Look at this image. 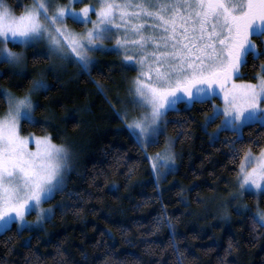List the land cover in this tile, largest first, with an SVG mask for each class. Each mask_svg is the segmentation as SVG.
Segmentation results:
<instances>
[{
	"label": "trees",
	"instance_id": "trees-1",
	"mask_svg": "<svg viewBox=\"0 0 264 264\" xmlns=\"http://www.w3.org/2000/svg\"><path fill=\"white\" fill-rule=\"evenodd\" d=\"M5 1L16 12L34 3ZM253 36L258 50L264 51L263 37ZM9 46L25 51V63L21 70L0 63V90L25 95L34 79L49 85L46 92L33 94L40 105L35 112L40 123L22 120V131L50 132L56 142L71 145L77 161L67 173L64 190L49 200L54 214L43 226L18 230L13 222L10 230L0 233V264H25V258L32 264V253L41 257L39 264H104L106 255L113 264H264V227L253 224L257 206L264 207V193H246L245 210L228 208L223 200L244 150L259 152L264 147V125H246L243 139L236 141L240 151L233 154L231 131H221L210 142L205 129L214 100L220 101L216 96L205 103H179V111H169L159 143L148 146L160 150L168 135L174 137L178 166L159 187L145 149L97 85L113 86L122 78L115 60L75 75L74 69L68 73L51 65L45 48L12 41ZM261 63L264 56L254 60L249 55L238 78L255 81ZM6 108L0 96V113ZM57 247L62 256L56 255Z\"/></svg>",
	"mask_w": 264,
	"mask_h": 264
},
{
	"label": "snow or ice",
	"instance_id": "snow-or-ice-1",
	"mask_svg": "<svg viewBox=\"0 0 264 264\" xmlns=\"http://www.w3.org/2000/svg\"><path fill=\"white\" fill-rule=\"evenodd\" d=\"M97 2L98 7L84 4L77 12L68 5H54L52 0H34L17 16L0 0V63L13 68L25 63L23 52L7 47L9 39L32 46L46 38L50 58L74 57L87 71L89 54L103 50L104 40L115 39L125 60L134 61L140 69L128 89L127 104L132 110L142 111L129 117L126 107L117 115L127 121L126 127L141 147L159 143L169 122L167 115L169 111H179V103L211 101L217 95V87L223 94V107L213 104L211 115L205 118V127L220 119L216 132L207 133L210 142L219 138L220 131H231L235 140L229 141V145L236 154L240 151L236 141L243 139V128L256 122L264 125V63L259 65L255 82L237 83L232 79L249 55L254 60L264 56V51L258 50L250 39L252 35L264 36V0ZM90 11L95 13V20L90 19ZM66 17L90 22L92 27L82 33L73 32L64 23ZM129 52L132 54L128 55ZM31 84L32 88L23 96L0 90L7 102V111L0 117V233L10 230L13 222H17L18 230L30 229L25 215L33 210L38 221L50 218L54 210L40 205L64 190L65 174L72 167L70 148L54 143L50 134L35 137V149L28 147L29 137L19 134L21 119L40 123L34 115L40 105L33 101L31 92H46L49 88L44 79H34ZM98 87L103 92V87ZM168 143L169 149L163 156L157 153L147 157L153 161L157 180L162 175L157 161L163 160L162 166L171 168L168 161L175 160L171 142ZM241 176V190L251 191L254 186L264 193V147L255 155L251 149L244 150ZM238 195H243V191L232 194L231 199ZM257 223L264 227V211L253 217V224ZM171 235L174 238L177 234L173 231ZM172 247L179 254L178 259H182L178 245L173 243ZM31 255L32 264H39L41 257ZM56 255H63L59 247ZM25 264H29L28 258ZM104 264H113L112 257L106 255Z\"/></svg>",
	"mask_w": 264,
	"mask_h": 264
},
{
	"label": "rangeland",
	"instance_id": "rangeland-1",
	"mask_svg": "<svg viewBox=\"0 0 264 264\" xmlns=\"http://www.w3.org/2000/svg\"><path fill=\"white\" fill-rule=\"evenodd\" d=\"M52 2H53L54 5L55 4L68 5L70 8L76 10L77 12H79V9L82 8L84 6V4L96 5L97 7L99 6L97 0H80V2H73V0H52ZM3 3L8 7V9L13 14H15L17 16L21 12L25 11L26 8H28V7L33 5L32 3L27 4L25 6L24 10H22L20 12H16L13 9V7L7 1L3 0ZM89 17H90L91 20H95L96 19V15L92 11L89 12ZM75 22H78V21H76V20H74V19H72L70 17H66V19L64 21V23L66 24L67 28L70 29L73 32H76V33H82L87 28L92 27L90 22L89 23L79 22L81 24V27L78 28L76 26ZM116 35H119V33H116ZM261 37H263V40H264V36H261ZM250 39L255 42V40H254L255 38H254L253 35L250 36ZM9 41H12V40L9 39ZM9 41L7 43V47L8 48H10V49H12L13 51H16V52H23L24 56H25V51L24 50H17V49H14V48L10 47L9 46ZM15 43H18V42H15ZM35 45L36 46H40L42 49L45 48L47 51L49 50V42H48V40L46 38L42 39L41 41H39L37 43H35ZM256 45H257V43H256ZM2 46L3 45H0V47H2ZM131 54H132L131 52L128 53V55H131ZM89 55H90V61L91 62L89 64L88 70L90 69V67L93 64H100L104 60H107L108 62L112 63V65L114 64V60H115L116 63H118L121 66V69L123 71V74H122L123 76H122V78H119L116 81L115 85H113V86H109V85L104 86L99 81H97V85L103 87V90L107 93L108 99L111 102V104H112L113 108L115 109L116 113H118V111H120V110H122V109L127 107L128 108V116L129 117L138 116L139 113L142 111V109L132 110L131 106L127 104V101L130 99V95L128 93V89L132 86V81L137 76V74H138V72L140 70L139 69V65H137L134 61L133 62H129V61L125 60V58H124L125 57V53L123 52V50H119V51L117 50L115 39H106V40H104L103 41V50H98V51L91 52ZM50 61H51V65H54L57 68H61V69L65 70L68 73H71L72 70L74 69L76 71L75 75H76V73H81L82 70H83V68L78 63L75 62V58L74 57H70L68 59L60 60L56 56H52ZM126 66H128V67H126ZM17 68H20V70H21V69H23V65H22V67H17ZM240 68H241V66L239 67L238 73L233 75V77H232L233 80H235L237 83H240V82H255V81H245V80L239 79L238 75L240 73ZM0 72H1V66H0ZM7 90L10 91L11 93H13L16 96H23V95H18L16 93H14L13 91L9 90V89H7ZM35 92L36 91H34L31 94L32 99H33L34 102H36L35 98L33 96V94ZM117 97H119L120 100H117L116 99ZM216 97L220 101L214 100V104L219 106L222 109V107H223V94L219 92V88L218 87H217V95H216ZM121 101H123V103ZM6 111H7V108L3 112L0 113V117H2L6 113ZM211 112L208 113L207 116L211 115ZM35 119H36V115H35ZM22 120L23 119H21V121H20L19 134L21 136H23V137H29L28 147L30 149H35V147H36L35 137H42V136H44L46 134H50L51 137H52V134L50 132H46L44 134H36L34 132L24 133L22 131V129H21ZM123 121H124V124L126 125L127 121L125 119H123ZM219 124H220V121L217 122L213 127L206 126L205 129L207 130L208 133L216 132L217 125H219ZM164 131H165V129H164ZM220 132H219V134H220ZM52 140L56 144H64V143L56 142L53 138H52ZM168 141L171 142L170 151L172 152V154L175 157L176 156L175 155L176 152H175V147H174V137H172L170 135L167 136L164 146L161 147L160 150L157 149L158 151L157 150H149V148H148L149 145H146L143 148L145 149V151L148 154V156L154 157V156H156L157 153H160L161 156H163L165 151L169 149ZM64 145L68 146L70 148V151H71V161H70V163H71L72 167L69 170V171H71L76 166L77 158L75 156L74 150L71 147V145L69 143L68 144H64ZM252 153L254 155L258 154V152H253V151H252ZM152 163H153V161L150 160L151 168H152ZM157 163L159 165H161L159 171L162 173V175H160L159 180L156 179V181L158 182L159 187H162L163 179H165L168 176L169 173H171V172H173V171H175L177 169L178 159H177V157H175L174 162L173 161H168V163L171 165V168L163 167L162 166L163 163H164L163 160L157 161ZM243 166H244V156H243L241 164L239 166V171H238V173H237V175L235 177V181H234L232 187L230 188L228 195L223 197L225 206H228V205L233 206V205H235L240 210H245L249 206L248 203L246 202V200L244 199V196H245L246 193H253V194H256V195H260L262 193L259 189H256L254 186L252 187L251 191L241 190L240 189L239 184H238V179H242L241 168ZM248 166L250 167V165H248ZM68 172H66V174H65V182H66V176H67ZM153 173H154V171H153ZM261 183L264 184V181H261ZM246 188H247V186H246ZM239 191H243V195H238L237 198L234 199V200L231 199V195L234 194V193H237ZM49 200L50 199L42 202L40 207L43 208V209L51 208V209L54 210V205L51 204L49 202ZM228 208H229V206H228ZM222 209H223V207H222ZM260 211H264V207L257 206V208L255 210V215H257ZM25 220L29 223L30 227L43 226L44 222L46 221V219H41V220L38 221L37 212L35 210L31 211L30 213H26Z\"/></svg>",
	"mask_w": 264,
	"mask_h": 264
}]
</instances>
